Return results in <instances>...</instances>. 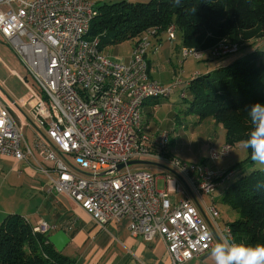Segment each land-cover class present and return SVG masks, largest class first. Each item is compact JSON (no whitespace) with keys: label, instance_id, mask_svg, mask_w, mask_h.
Here are the masks:
<instances>
[{"label":"built area","instance_id":"2783aa9c","mask_svg":"<svg viewBox=\"0 0 264 264\" xmlns=\"http://www.w3.org/2000/svg\"><path fill=\"white\" fill-rule=\"evenodd\" d=\"M97 14L95 3L86 0H0V35L40 91L26 84L30 101L25 104L37 154L51 164L49 170L37 165L53 174L47 192L71 199L102 229L127 219L133 237L165 243L171 264L202 258L216 244L211 227L190 198L172 204L169 192L182 189L171 190L169 184L177 178L192 193L210 196L233 173L181 161L170 154L168 132L146 131V102L172 96L182 81L177 77L166 86L149 78L150 32L137 40L127 62L104 54L99 38H87ZM167 33L173 39L175 28ZM238 51V45L221 41L209 53L222 57ZM182 56L198 61L206 53L183 49ZM12 107L0 97V153L27 163L34 156L26 125L16 120ZM231 150L230 145L210 149L208 159L216 161ZM131 161L166 165L167 189L158 190L154 173L131 170L126 166ZM206 213L215 225L217 209L208 206ZM55 230L46 222L32 228L42 235ZM225 236L232 237L229 227Z\"/></svg>","mask_w":264,"mask_h":264},{"label":"trees","instance_id":"16d2710c","mask_svg":"<svg viewBox=\"0 0 264 264\" xmlns=\"http://www.w3.org/2000/svg\"><path fill=\"white\" fill-rule=\"evenodd\" d=\"M95 6L98 14L91 22L87 38H99L101 51L106 45L124 41L136 44L145 33H152V46L145 58L149 78L148 54L152 49L157 52L159 47H153V42L162 34L168 42L179 46L181 67L188 60L182 56L183 49L205 52L206 57L198 61L207 63L234 55L227 66L196 74L183 86L181 83L177 89L181 86L184 89L180 88L178 103L199 123L212 119L221 125L226 145H237L239 139L247 136L250 129L247 109L256 103L264 104V50L238 54L245 50L249 41L264 40V0H181L179 5L175 0L141 3L126 0L96 3ZM172 26L175 28L173 39L167 33ZM221 41L238 45L239 51L213 57L209 51ZM176 76L182 79L181 69ZM258 182L264 183V170L239 176L229 184L222 197V203L239 215L228 225L237 242L264 243V188L257 190ZM48 236L33 234L32 228L19 215L5 217L0 224V264H74L54 249Z\"/></svg>","mask_w":264,"mask_h":264},{"label":"crops","instance_id":"0c3cea01","mask_svg":"<svg viewBox=\"0 0 264 264\" xmlns=\"http://www.w3.org/2000/svg\"><path fill=\"white\" fill-rule=\"evenodd\" d=\"M113 1L114 0H100L99 2L111 3ZM128 1L132 2L133 0ZM249 42V44H252L255 40ZM248 43L245 45V50L241 51L238 55L244 54L246 51L259 49L260 47L257 45V47L251 48L248 47ZM154 45L159 48L157 52H154L152 49L148 54L150 78L160 84L166 86L170 85V83L173 82V77L175 74L177 75L179 73V69L181 68L180 48L178 45H173L168 42L164 34L159 35L155 39L153 47ZM13 54L17 56L0 35V68H6L9 71V75L16 76L21 86L25 89L22 93V91L14 88L13 85L12 87L7 84L6 80L0 77V97L13 106L11 108L12 114L16 120L26 125V143L33 153L34 159L29 158L27 163L20 162L13 157L0 153V224L3 219L9 215H19L31 228L36 227L40 222H46L49 225L55 226L56 230L50 231L48 234L52 235L61 230L66 233L69 237V243L61 254L70 258L74 264H171L165 243L160 239L148 243L140 237H133L129 233L127 219L112 223L105 229H102L71 199L64 195L50 194L47 192L50 178L53 174L51 171L43 172L39 170L37 166L39 164L42 165L45 170H49L51 164L44 162L38 156L35 148L36 132L30 124L28 113L30 108L25 104L30 101L26 86L27 81L26 78L19 76L15 69L11 68L2 56L6 55L12 62L13 59H17ZM130 54L131 51L123 61L127 62L130 59ZM176 54L178 55V61L173 63ZM232 60V58H227L212 63L209 62L205 64L201 70L193 72L192 76H188V73H184L182 67V86L184 83L190 81L194 75L213 72L227 66ZM27 85L30 86L29 84ZM30 87L34 88L33 86ZM181 87L176 90L174 95L178 96V102H180L179 95L181 93ZM178 102L172 103L170 99L147 101L142 112L143 125L148 133L154 134L163 131L160 126L166 124L167 128L164 131L169 133L173 144L177 141L181 142L182 140L185 142L184 148H182L183 150L175 151V153L172 151V144L169 148L170 154L184 162L189 161L193 164L204 163L207 165L209 161L203 162L206 161L205 159H200L197 162L196 160L192 161L188 158L194 149L193 141L195 135L193 133L190 136L186 134L189 129L187 126L193 121H195L193 123H198L200 125L204 122H208L207 126H213L215 128L221 125H217L212 119H207L199 123L197 118L188 115L184 111V107L181 103ZM33 103L34 102H31V105H33ZM177 108L179 112H176ZM180 114H184L182 119H180ZM223 133V139H225V131H223ZM208 139L211 138H206V140ZM211 141L213 143V139H211ZM167 171L168 172L158 170V172L164 175L170 173L168 169ZM232 173L231 177L236 176L235 171ZM227 180L221 182L212 195H203L202 197L192 193L186 185L177 178H173V181L169 184L171 190H175L178 185L182 189V193L169 192V199L172 204L178 203L183 198H190L199 209L204 219L209 223L211 231L215 236L216 244L223 239L222 234L225 235V230L228 228L229 223L239 218L237 212L233 211L228 205L221 201L230 184ZM160 181H162L164 190H166L168 185L165 181V176H157V188ZM212 205L219 212L214 222L215 225H213V221H211L206 213V207ZM220 205H222L224 209L227 208L225 210L228 212L232 211L233 213L231 215H226L222 212L221 214L219 210ZM186 264H214V259L210 251L202 258L194 259Z\"/></svg>","mask_w":264,"mask_h":264},{"label":"rangeland","instance_id":"374dc122","mask_svg":"<svg viewBox=\"0 0 264 264\" xmlns=\"http://www.w3.org/2000/svg\"><path fill=\"white\" fill-rule=\"evenodd\" d=\"M88 1H92L95 3H100V0H88ZM121 1H126V0H114L113 3L115 2H121ZM149 0H133L132 2L134 3H141V2H148ZM177 37L178 33H177ZM178 42L180 41V39L178 38L177 40ZM250 43V42H249ZM247 44L248 47H259L260 50H264V40H255L254 43L252 44ZM134 46V41H124L115 45H106V48L103 50L104 54H106L107 56L111 57L114 60H124L127 58L129 52L131 50V48H133ZM17 59H13V61L11 62L10 59L8 57H6V55H2L3 58L6 60V62L9 64V66L13 69L16 70V72L18 73L19 76L26 78L27 84H29L30 86H33L35 91H37V93H40L38 87L32 82V78L31 76L28 74V71L26 69V67L21 63V61L19 60V58L13 54ZM230 57L234 58V55H231ZM216 58V57H215ZM167 59V58H165ZM180 59V57H179ZM173 60V59H172ZM178 61V55L176 54L174 57V61L173 63H176ZM182 61V60H181ZM125 62V61H124ZM167 64V62H166ZM207 64V62L204 61H197V60H193V59H188L186 61L183 62V71L184 73H188V76H192V73L197 71V70H201L203 68V66ZM182 67L180 68L182 70ZM179 69V68H178ZM183 75V74H182ZM0 77L2 79H5L7 84L9 85H13L14 88L22 91V93L24 92V87L21 86L19 79L16 76H11L9 75V71L4 68L1 69L0 68ZM175 79H176V74H175ZM173 77V82L170 84H173L175 79ZM183 78V76H182ZM189 79V78H188ZM12 86V87H13ZM181 89H184V87H182ZM177 90V88H176ZM175 90V91H176ZM170 101L172 103L174 102H178V96H172L171 98H169ZM168 99V100H169ZM179 112L178 108L177 111ZM184 116V114H180V119H182ZM194 118V117H193ZM189 121V119H188ZM192 122V121H191ZM195 122V121H193ZM190 123L188 124V131H187V135L190 136L192 133L195 135V139L193 141L194 144V149L193 152H191V154L189 155V159L192 161H197L200 159H205L206 161L203 162H207L209 161V163L206 165L204 163H201L203 165H205L209 170L211 171H216L219 168H224L221 170L227 171V170H231L234 169L236 176L231 177L229 176L228 183H232L233 181H235L239 176L241 175H247L252 171L255 170H264V166H254L251 163V160H249V154L248 151L244 148H242L239 144L231 146L232 150L230 151L229 155L223 158H220L216 161H211L208 159L209 157V150L210 149H220L224 146H226L225 144V139H223L224 137V129L222 126H217L216 128L213 126H207L208 122H204L203 124H198V123ZM195 124V127H194ZM218 125V124H217ZM160 126V125H159ZM160 128H162V130H166L167 125H161ZM184 130V129H183ZM195 131V132H193ZM206 138H211L213 139V143L211 141V139L206 140ZM184 140H182L181 142L177 141L175 142V144H173L171 146L172 151L175 153V151H179V150H183L182 148H184ZM249 161V162H247ZM188 163H190L189 161H187ZM149 164H145V165H134L131 167V170H148L152 173H154L155 175L159 176H165L164 174H162L161 172H158V170L160 171H167V166L166 165H162L160 163L157 162H151L148 161ZM159 165V166H158ZM162 166V167H160ZM226 169V170H225ZM229 172H233V171H229ZM156 176V177H157ZM158 190L162 191L164 190L163 187V183L162 181L159 182L158 184ZM227 209V208H225ZM223 208L222 205H220V212L222 214V212H224L226 215H231L233 212H228L227 210H225ZM230 211V210H229Z\"/></svg>","mask_w":264,"mask_h":264},{"label":"clouds","instance_id":"9594fccd","mask_svg":"<svg viewBox=\"0 0 264 264\" xmlns=\"http://www.w3.org/2000/svg\"><path fill=\"white\" fill-rule=\"evenodd\" d=\"M181 0H175L179 5ZM250 129L246 137L237 143L249 152L254 166H264V104L256 103L246 112ZM257 190L264 188V183H257ZM214 264H264V243L245 244L225 236L211 249Z\"/></svg>","mask_w":264,"mask_h":264},{"label":"water","instance_id":"95a60500","mask_svg":"<svg viewBox=\"0 0 264 264\" xmlns=\"http://www.w3.org/2000/svg\"><path fill=\"white\" fill-rule=\"evenodd\" d=\"M145 164H149V163L145 161H131V162H128L126 166L145 165ZM124 167L125 165L123 164L119 165L116 171H120ZM48 242L54 247V249L57 252H62L64 248L66 247V245L69 243V237L66 235L64 231L61 230L52 235H49Z\"/></svg>","mask_w":264,"mask_h":264}]
</instances>
